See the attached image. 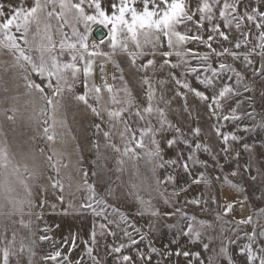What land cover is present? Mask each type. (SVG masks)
<instances>
[{
    "label": "snow or ice",
    "instance_id": "snow-or-ice-1",
    "mask_svg": "<svg viewBox=\"0 0 264 264\" xmlns=\"http://www.w3.org/2000/svg\"><path fill=\"white\" fill-rule=\"evenodd\" d=\"M7 9L0 4V56L9 58L0 60V73L11 74L13 94L0 75V118L12 132L32 134L21 145L28 151L13 153L0 123V264H153L160 249L149 237L161 218L179 214L187 220L182 235L194 241L213 227L177 206L193 185L211 188L213 181L223 205L203 192L183 204L214 212L222 222L219 246L206 260L167 245L164 256L237 264L231 246L244 238L239 264H264V206L225 219L249 200L242 181L259 180L264 189V151L253 165L256 147L264 149V92L259 112L252 95L264 89V0H20ZM71 107L92 117L90 167L79 142L68 151L76 141L67 126ZM241 132H255L258 145ZM38 139L47 152L37 150ZM50 193L63 215L93 216L90 231L71 232L60 244L47 225L38 227ZM110 198L132 201L146 230ZM258 199L264 202V191ZM50 240L54 251H38Z\"/></svg>",
    "mask_w": 264,
    "mask_h": 264
},
{
    "label": "rangeland",
    "instance_id": "rangeland-1",
    "mask_svg": "<svg viewBox=\"0 0 264 264\" xmlns=\"http://www.w3.org/2000/svg\"><path fill=\"white\" fill-rule=\"evenodd\" d=\"M26 4H30L31 0H25ZM0 4H3L5 6V11L7 12V5L12 4L13 6H18L20 4V0H0ZM190 47L192 45H189ZM215 46V45H214ZM9 59L6 56H0V60H6ZM231 62V61H229ZM110 67V66H109ZM236 67L238 70L244 71L241 65L237 64ZM110 70L112 72V68L110 67ZM0 75L3 76V79L8 81L7 86L10 88V92L8 95H12L13 92L11 91V81L9 79L11 74L4 75L3 73H0ZM264 92V89H261L259 87H256L254 89V92L252 95L256 98V110L260 111V94ZM4 93L2 90H0V96H3ZM190 98V103H191ZM182 102H177V105L179 106ZM7 107V105H4ZM246 107V106H245ZM202 115V113H201ZM177 118H179V113H177ZM92 122V117L85 116L83 113L82 108H75L71 107L67 114V126L71 129L72 134L76 137V141H72L71 144L68 147V151L72 150V147L75 145L76 142H79L81 147L83 148V155L85 157V166L90 167L88 164V161L91 159V153L89 150V145L85 140L86 136H91V131H89V126ZM195 122V114L193 115V123ZM249 121H245V123H248ZM0 123H3V132L7 136V142L9 145V150L13 153H18L19 151L23 150L24 152L28 151V146L26 144L23 145V148L21 149V145L23 141L27 139V135H31L32 133L29 131L26 135H19L20 132L23 131L22 128L17 127L16 132H12L11 128L12 126L8 124L7 122L2 121V118H0ZM201 123L204 126L205 133L207 134L208 128L207 124L201 121ZM242 136H248L249 139L246 142L252 143L253 140L259 141V137L257 134L251 133V134H245V133H239ZM260 135H264V131H261ZM3 137H0V140H2ZM43 147L45 148V151L47 152V144L43 139H38L36 142V148L37 150ZM54 147L58 149H63V145H60L57 143L54 145ZM215 147V145H214ZM264 151V149H261L259 146L256 147L254 153H253V165L254 167H259V156L258 153ZM17 159H19V156H17ZM75 159V157H73ZM247 159V154H245V160ZM245 160H241V163H244ZM211 162V161H210ZM221 163H225L223 159H221ZM235 164L233 163L232 167H234ZM228 168H225L223 170L224 173L228 172ZM220 169H216L215 172L209 173L211 176H215L216 174L220 173ZM255 174V173H253ZM231 178V177H230ZM112 179L115 180V174H113ZM188 179V178H185ZM245 180H247V175L245 174ZM188 182L190 183V179H188ZM183 184V181H182ZM241 186L245 188V192L243 195H247L249 197V200L244 203L246 206V212L247 214L243 215L242 217H246L247 215L251 214L255 208L264 206V202L260 201L258 197L260 196V192L264 191V189L260 186V181L258 180L255 184H252L251 182H241ZM100 191H103V189H100ZM231 190L228 189L225 186V192H230ZM201 192L205 194V197H210L212 195L217 196L219 202L221 205L225 203V195L223 193L219 192V185L216 181H213V185L211 188L205 187L204 185L196 186L193 185L192 189L188 192L187 197L181 196L180 202L177 204L178 207L183 208L185 212L188 213L189 216L195 215L198 220H208L212 221L213 227L208 229V232H206L200 240H192L190 237H185L182 235V229L186 227L187 220L181 219L179 214H176L172 217H163L161 218L155 226V231L153 233V236L149 237V239H152L154 241L153 246L160 249L159 254H153V264H187V261L183 256L177 258L173 255L171 260L166 258L164 256L165 251V245H167L168 249L171 250L173 253L177 248H180L184 251H199L201 252V257L205 260L207 259L208 255L211 253L212 248H217L219 246V232H220V225L222 222L215 221L213 219L214 212H202L199 208H197L194 205H189L187 207L184 206L183 200L186 198H192L194 196L199 195ZM235 198H242L241 197H235ZM55 203L57 205V208L53 210L51 208V204ZM109 203L116 204L117 207L121 209L122 212L127 214L131 221H134L136 223L137 227L144 228L146 230V218L141 219L139 217H136L134 214V209L131 206L132 201H115L113 199H109ZM211 208L215 210L216 205H211ZM161 210H172L174 209H168L167 206L161 205ZM222 211V208H221ZM233 212L229 217H226L225 219L231 220L233 218L239 219L240 217H237ZM245 213V212H244ZM241 217V218H242ZM94 220V217L90 214L85 215H77V214H69V215H63L60 211V205L59 202L55 199L54 194L50 193L49 195V206L45 208L44 210V219L43 221H40L38 223V227H44L47 225L50 228V232L47 233L49 236L52 237V240L58 241L60 244H63V237L68 236L71 232H78L81 236H84L88 231H90L92 222ZM59 225V227H57ZM225 228H227V225H224ZM248 231L251 230L249 227L247 229ZM43 234V233H39ZM211 237V239H210ZM139 239V236L136 237ZM172 241H176L175 243H172ZM247 241L246 239L242 238L238 240L237 244L234 246H231V251L235 255V258L237 260V264H239L240 255L237 252V249L243 244H245ZM103 243V242H102ZM209 243L210 249L204 250L203 244ZM145 244H147V241H145ZM141 248L144 247V245L140 246ZM55 249L52 247V241L45 242L41 245H39L38 251H41L43 253H47L49 251H54ZM65 252H67V248L63 249ZM82 246H80L76 252L73 254V260H75L81 253ZM100 255L104 256L105 253L103 249L100 250ZM191 259V258H189ZM90 264V261L88 262ZM109 264H112V261L109 260ZM194 264H198V262H194Z\"/></svg>",
    "mask_w": 264,
    "mask_h": 264
},
{
    "label": "bare ground",
    "instance_id": "bare-ground-1",
    "mask_svg": "<svg viewBox=\"0 0 264 264\" xmlns=\"http://www.w3.org/2000/svg\"><path fill=\"white\" fill-rule=\"evenodd\" d=\"M107 71L108 72H111L110 67H107ZM234 212H235L234 214L237 217H240L241 218L243 215L247 214V212H246V206L243 205V207L241 208L239 205H237L236 208H235V210H234Z\"/></svg>",
    "mask_w": 264,
    "mask_h": 264
},
{
    "label": "water",
    "instance_id": "water-1",
    "mask_svg": "<svg viewBox=\"0 0 264 264\" xmlns=\"http://www.w3.org/2000/svg\"><path fill=\"white\" fill-rule=\"evenodd\" d=\"M102 31H104V30H102V29H100V28H97V29L95 30V36H96V37H99Z\"/></svg>",
    "mask_w": 264,
    "mask_h": 264
}]
</instances>
